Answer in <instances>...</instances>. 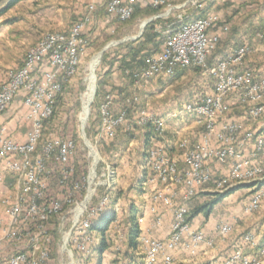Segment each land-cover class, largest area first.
Segmentation results:
<instances>
[{"label":"built area","instance_id":"2783aa9c","mask_svg":"<svg viewBox=\"0 0 264 264\" xmlns=\"http://www.w3.org/2000/svg\"><path fill=\"white\" fill-rule=\"evenodd\" d=\"M138 1L92 0L70 29L46 33L27 52L22 66L9 70L1 83L0 118L20 98V106L26 110L30 122L23 142L15 141L7 128L0 126V205L6 215L0 221V255L12 248V255L6 256L5 264L45 263L50 255L48 246L53 241L47 225L54 217H58L62 225L71 221L70 232L62 237V248L72 252L71 258L74 249L82 254L89 250L96 234L91 230L92 225L112 209L116 190L117 171L102 158L99 146L114 141L118 130L127 127L130 110L140 102L138 90L146 82L174 76L179 69L201 68L203 75L215 80L214 92L187 102L177 114L193 116L204 126L197 141L186 138L179 142L182 164L168 152L166 119L145 110L135 112L137 126H151L155 135L144 157L145 167L152 176L150 182L157 188L151 200L174 210L167 241L140 235L144 264H173L167 251L182 246L193 252L201 244L213 247L218 238H225L232 232L233 226L227 222L217 226L212 238L202 229L191 228L189 203L199 190L211 187L215 193H225L235 186L257 182L260 184L244 205V213L252 214L261 207L264 201V76L245 65L252 52L249 43L209 64L221 40V35L212 31L221 23V17L210 13L197 18L208 0H186L178 6L169 4L168 0H151L149 6L152 8L166 7L163 13L151 19L171 18L178 10L180 12L173 16L178 27L170 31L161 50L147 60L145 68L134 74L133 91L120 105L114 94L107 92L102 96L93 139H89L88 132L98 92L90 103L86 124L83 123V100L77 132L78 139L84 141L88 149V168L86 173L77 175L73 161L79 150L78 139L64 136L62 132L58 134L61 130L57 126L54 128L58 98L65 82L77 75L88 52L91 36L88 28L99 9H104L109 20L127 22L135 13ZM222 31L228 33L230 27L223 26ZM237 105L244 112L242 120H228L232 107ZM214 164L225 171L216 169ZM9 176L14 181L7 185ZM54 185L62 196H53ZM180 188L181 203L175 204L176 190ZM114 207L119 215L120 207L117 204ZM156 212L152 207L151 213ZM142 221L140 219L139 223ZM119 223L115 222L111 230L115 233V241L121 243L123 231ZM161 223V218L157 217L153 228ZM66 236H69L67 242ZM184 238L188 240L184 242ZM259 239L255 232H248L228 258L215 264H263L264 243L260 245ZM14 246L17 250H13ZM26 248H37L40 255L32 259ZM257 248L255 255H247L246 250Z\"/></svg>","mask_w":264,"mask_h":264},{"label":"rangeland","instance_id":"374dc122","mask_svg":"<svg viewBox=\"0 0 264 264\" xmlns=\"http://www.w3.org/2000/svg\"><path fill=\"white\" fill-rule=\"evenodd\" d=\"M185 1L186 0H181V3L179 5L183 4ZM88 4L89 2L86 3L84 0H23L17 3L9 11H7L0 18V85L5 81L6 75L9 70H14L22 66L27 52L31 48H33L46 33L67 31L68 29H70L84 15ZM2 6H5V3ZM101 10L104 11L103 8L99 9L96 18L88 28V33L89 35H91L89 38L90 45L87 54L83 57L80 69L75 77L65 82L63 93L61 94V98L57 103L53 119V123L55 125L54 128H56L57 126V129L61 130L58 132V134L62 132L64 136L70 135L78 139V117L82 112L83 100L85 99V95L86 93H88L90 64L93 59L112 43H116L124 39L138 38L142 32L141 27L143 23L147 21L130 19L131 21H129L128 23L121 24L116 20H109V18L107 19L108 16L106 15V13L101 15ZM179 12L178 10H176L172 14V17L176 16ZM144 31L145 29L143 30V33ZM133 41L135 40H129L126 43ZM119 45H114L110 49H108L103 54V57L97 65L98 67L96 66L97 69H95L96 71L94 72L96 75L95 83L97 84L98 90H100L101 92H98L96 103L92 108L94 117L97 115L96 112L98 103L104 94L103 87H101V85L104 86L108 79H111L115 72H120L119 68L121 64L117 61L114 62V66L110 68L112 60L119 61L123 54L127 52L126 48H121ZM104 56H107V58L104 59ZM218 57V52H215V54L213 55L212 63H215L216 60L214 58ZM109 70H111L112 73L107 75V72ZM176 75L165 78H157L146 82L143 87L138 90V94L140 97V102L137 106L138 110H145L166 117L169 114L179 112L182 109L183 105L187 102L196 101L206 94H212L214 92L215 80L210 76L203 75V71H195L193 68H189L180 78H176ZM259 75L264 76V71L260 72ZM125 77L127 76L125 75ZM115 78L117 79L118 75H116ZM92 82L93 81L91 77L90 83ZM128 82L129 85L127 87V90L129 91L132 86L130 84V80H128ZM16 103L17 105L18 103H20V98L16 100L14 105H16ZM118 103H120V101ZM14 105L10 108L15 110L13 111V114L11 116V119L15 118L16 122L14 134H16V132H21L20 130L23 129L24 133L22 136L25 135L26 138L27 133L30 129V122L27 120V112L26 110L21 108V106L17 107ZM9 110H7L6 112H8ZM239 110L242 109H236V106H233L229 117L239 114ZM94 117H92L90 122L91 129L88 132L89 139H93V137H95L92 136V133L94 129L98 128L97 116L96 120L93 119ZM11 119H9V121ZM7 123L6 121L0 122V126H5L7 128ZM127 126L131 127V131L134 130L135 132H138V129H133L132 125L127 124ZM7 130L9 136L12 138V133L9 132L8 128ZM46 133L47 136L48 132ZM119 136L120 137L115 139L114 141L103 142L101 143V146H99V152L102 158L108 163L115 166V169L117 171V176L115 178L116 190L112 201L118 206L120 204L118 199L123 196V194L129 192L128 190L132 188V184L135 183V180H138L137 177H135L134 179V177L132 176L133 173H129L127 170L131 169L130 167L133 168L134 164L131 160L134 159V157H132L131 155H127V157L123 159L122 157L124 155H122V153H119V149L126 152L125 150H127L128 148L135 147L134 145L131 146L130 144L134 141H137L135 140L136 134L135 138L131 140L130 143H126L127 138H123V134ZM78 142L79 150L77 151L73 162L77 170V175L81 176L83 173H86L88 168V149L84 141H80V139H78ZM138 148L142 150L144 148V145H139ZM117 150L119 151L117 152ZM143 152L144 151H142L141 153L143 154ZM133 169L135 170V166ZM8 179H10L11 183L14 181V178H12L11 176H9ZM8 179L7 185H9L10 183ZM259 184L260 183L257 182H251L235 186L234 188H237V190L234 192V195L232 197L228 198L227 200H223L224 202L222 201L218 205H215V213L217 216L225 215V218L229 219L230 222L234 221V216H240V218L242 219L240 223L242 224L241 229H233L232 232L225 238L220 237L217 240H230L233 241L234 246H238L240 238L244 237L248 232H255L257 235L261 236V239H259V243H264V230H262L263 233H260V231H255L256 229L259 230L261 225L264 224V217L258 220L261 216H263L264 211L262 210V207L264 206V201L257 211L253 212L252 214L244 213V205L248 202L250 197L255 192L256 186H259ZM52 188L55 190L53 196L63 195V193H61L60 191H56L55 185ZM199 192H202V190H199L198 193ZM125 198L126 200L129 199L128 196H126ZM194 198L191 200V202H193ZM213 199L214 198L206 199L204 201H197V206L200 207L201 205H207L211 203ZM174 202L175 204H179L181 203V199H176ZM158 206L162 205H160L159 203L156 205L151 200L150 210L152 207H155L157 209ZM189 206L191 210L192 203ZM169 209L173 210L172 208ZM229 210L232 212H230ZM4 218H6L4 207L0 205V221ZM60 223L61 222L59 221L58 217H54L47 225V230L53 241L52 244L48 246V251L50 254L49 258L43 264H99V261H101L100 264H119V260H115V262L113 261L115 258V252L113 253V250L111 249L106 251L101 259H99L98 255L95 254L94 248L97 247L100 242V238L97 234H95L94 243L86 253L82 254L74 249L75 253L73 258H71V255L69 256L68 252L62 248V237L65 236L66 233L70 232L71 221L65 222L64 225H62V223L60 225ZM35 231L36 230H34V232ZM114 234V231L111 230V237H116ZM38 235L39 233L37 232L36 236ZM214 236L215 232L213 237ZM235 238L237 239L234 240ZM10 249L12 248L7 249L9 251H6L0 255L1 264H5L6 256L9 257L10 255H12V250ZM15 249L17 250V247L14 246L13 250ZM26 249L27 253H29L32 259H36L40 255V250L38 251L37 248ZM233 250L235 249H232V251ZM230 253L222 258H228L233 252L231 254ZM246 253L247 255L256 254L254 253V250L250 249L246 250ZM121 264H124V262H122Z\"/></svg>","mask_w":264,"mask_h":264},{"label":"crops","instance_id":"0c3cea01","mask_svg":"<svg viewBox=\"0 0 264 264\" xmlns=\"http://www.w3.org/2000/svg\"><path fill=\"white\" fill-rule=\"evenodd\" d=\"M84 1L88 3L91 2L92 0H84ZM150 2L151 0H139L137 5L140 8H146L147 6H149ZM168 2L169 4L172 5H179L181 3V0H168ZM203 10H206L207 15L210 13H217L221 17V23L212 30L213 32L221 35V40L218 44L216 51L218 52L219 57L214 59L215 60L220 59L224 57L227 53L242 46L244 43H249V45L252 48V52L247 57L245 65L246 67L254 69L257 72H263L264 71V0H208ZM100 12L101 15L106 13L105 11L102 10ZM200 14L201 12H198L197 15L200 16ZM138 20H143V19H138ZM223 26H229L230 31L228 33H223L222 31ZM212 62H213V56L209 60V63ZM187 69L189 68L177 70L175 73V75L177 74L176 78L177 77L180 78L186 72ZM141 70L142 69H135L131 77L129 78L125 77V75H123L121 72L118 73L115 72L111 77V79H108L106 84L103 86V91H104L103 93L105 94L107 92H110L114 94L117 100L120 99L119 100L120 103H118L119 101L116 100L117 104L120 105L122 103V100H124V98L130 95L132 92L134 74ZM116 75H118L117 79L115 78ZM128 80H130V84L132 86L129 91L127 90V87L129 85ZM14 106L20 107V103H18V105L16 103V105ZM236 109H242V108H240L237 105ZM13 111L15 110L10 109L8 112H6L2 116L0 122H4V121H6V123L8 122L7 128L9 129V132L12 133V138L15 141L23 142L26 139L25 135L22 136L24 133L23 129L20 130L21 132H16V134H14V130L16 128V124H15L16 122H15V118L12 117L13 119H11ZM177 114L178 112H175L174 114H169L168 116L164 117L167 122L165 141L169 146L168 152L170 156L176 159L177 161H179L180 164H182L183 152L179 149L178 146L179 142L185 138L190 139L192 142L197 141L200 138L202 132L204 131V126L203 124H199L197 119L193 116L184 117V116H178ZM243 114H244L243 110H239V114L233 115L232 117L228 116L227 119L242 120ZM9 119L11 120L9 121ZM144 133H145L144 131L135 132L136 134L135 140L137 141H134L135 143L132 142L130 144L131 146L134 145L135 147L128 148L127 150H125L126 152H124L123 150H120L119 152L122 153V155H124L122 157L123 159L126 158L127 155L128 156L131 155L132 157H134V159H132L131 161L135 166V170L133 169L134 166L133 168L130 167L131 169H127V170L129 173H133L132 176L134 177V179L135 177H137L138 179L135 180L134 184H132V188L128 190L129 192L126 193L127 195L123 194V196H121L118 199V201L120 202L119 207L121 211L119 216L122 218V220L124 221L127 220L129 218L130 210L134 208L135 210H137L138 221L140 219L143 220L141 223H139L141 234L143 233L153 239L167 241L171 234V227L174 219V210H171L167 207L158 206L156 214L151 213L150 197L157 188L155 185H153L150 182L152 176L144 165L143 162L144 156L141 153L142 151H144V149L140 150L138 148L139 145H144L143 144L145 141V136H143ZM213 166L218 170L221 169V171H225V168H222L217 164H214ZM8 180L10 182V179ZM213 194H215V192H213L211 187L202 190V192H199L197 196L194 198L193 202L189 203V205L192 203L191 211L199 207L197 206L198 205L197 201L200 200L204 201L206 199L214 198ZM233 195L234 193L231 194L229 197L225 198L224 200H227ZM126 196H128L129 198L128 200H126L125 198ZM181 196H182V189L180 188L177 190L176 199L177 200L181 199ZM215 207L209 213H206V211L203 209L195 217H193L189 222L191 228L193 230L202 229L206 232L207 236L211 238L213 237L217 226L220 225L222 222L231 223L234 230L235 229L237 230V228L241 229L242 224L240 223L242 219L240 218V216H234L235 218L234 221L230 222L229 219L225 218V215L217 216L215 213L216 211ZM262 210L264 211V206L262 207ZM157 217L161 218L162 223L159 227L153 228V222L154 220H156ZM263 217H264V212H263V216H261L258 220L262 219ZM262 230H264V224L261 225L259 230L256 229L255 231L257 232L260 231V233H263ZM259 238L261 239V236H259ZM236 239L237 238H235L234 240ZM187 240L188 238H184L183 241L186 242ZM260 245H262V243ZM235 248L236 246H234L233 241L224 239L222 241L216 240L215 246L213 247H209L206 244H201L193 252L189 249L180 246L176 250L167 251V256L173 258V264H215L218 261H222L223 260L222 257L228 255L232 251V249ZM117 249L118 248L115 245H113V247L111 248V250H113V253L115 252L114 255L115 258L113 260L114 262L115 260H119V264H121L122 262H124V264H144L143 262L144 253L142 252L143 249L142 246L139 248L138 253L133 252L132 250L128 251L130 255L132 254L134 256V258L127 257L125 255L124 250H121L122 251L121 252L118 251ZM124 249L126 248L124 247ZM257 252H258V248L254 250V253ZM140 256L141 257L143 256V258H140Z\"/></svg>","mask_w":264,"mask_h":264},{"label":"trees","instance_id":"16d2710c","mask_svg":"<svg viewBox=\"0 0 264 264\" xmlns=\"http://www.w3.org/2000/svg\"><path fill=\"white\" fill-rule=\"evenodd\" d=\"M21 1L23 0H0V18L7 11H9L11 8H13L17 3ZM4 3H5V6H2ZM165 10H166L165 6H161L159 8H152L151 6H147L146 8H140L137 5L135 7V13L133 14L131 20L132 19L147 20L151 17L161 14ZM206 15H207L206 10H203L201 11L200 16L197 15V18H202V17H205ZM129 21L120 22V23L126 24ZM177 27H178V24H176V21L174 20L173 17L168 18V19L158 18V19L153 20L151 23L147 25L143 35L139 39L133 42L123 43L119 45L121 48H126L127 52L123 54V56L120 58L119 61L112 60L110 64L111 65L110 68L113 67L114 62L117 61L118 63L121 64L119 68L120 72L123 75H127L128 78L131 77L135 69L143 70L146 66L147 60L151 56H153L154 54L158 53L161 50L163 43L170 35L169 34L170 31L176 29ZM159 28L161 29L159 30ZM106 58L107 56H104V59ZM209 64H212V63H209ZM193 69L195 71H203L201 68H193ZM111 73H112L111 70H109L107 72V75ZM101 87L103 86L101 85ZM98 92H101V91L98 90ZM60 98H61V95L59 96L58 99L60 100ZM137 106L133 107L130 110L129 117H128L129 119L128 125H132L133 129L137 128L138 131L145 132L143 134V136H145L143 156H145L147 150L152 146L155 135L153 133V129L151 126H146L144 128H140L137 126L134 120V117H133L135 115V112L138 110ZM93 119L96 120V116ZM130 128L131 127L127 126V127H122L121 129H119L115 139L119 138L120 137L119 135L123 134V138H127L126 143H130L131 140L135 138V133H134L135 131L134 130H133L134 132L131 131ZM95 130L96 129H94L93 131ZM236 190L237 188H232L225 193L213 194L214 196L213 201L207 205H203V206H200L199 208L193 209L190 213L188 221L190 222V220L193 217H195L203 209L206 211V213L211 212L213 208L215 207V205H218L220 202H222L225 198L230 196ZM114 205L115 203H113L112 209L108 210L106 213H103L100 216V218L96 220L92 225L91 230L94 231L100 238L99 245L94 248V252L95 254L98 255L99 259H101L104 253L110 250L113 247V245H115L118 248L117 249L118 251L124 250L125 255L127 257L134 258V256L132 254L130 255L128 251L132 250L133 252L138 253L139 248L141 247V242H140L141 230H140V225L138 221L137 210L132 208L129 212V218L124 221L116 212L115 210L116 207H114ZM117 221L120 222L119 224L122 226V231H123L122 232L123 239L121 243L116 242L115 238L113 236L111 237L110 235L111 228L114 225V223ZM124 247L126 249H124ZM140 258H143V256L142 257L140 256ZM100 263L101 261H99V264Z\"/></svg>","mask_w":264,"mask_h":264},{"label":"bare ground","instance_id":"6f19581e","mask_svg":"<svg viewBox=\"0 0 264 264\" xmlns=\"http://www.w3.org/2000/svg\"><path fill=\"white\" fill-rule=\"evenodd\" d=\"M101 58H102V55L101 54H98L93 59V61L90 64V78L92 77V81L93 82L90 83V78H89L88 93H87V95L85 97V107H84V116H83V123L84 124H86L87 118L89 117V113H90V103L93 100L94 95H96L97 92H98V87H97V84L95 83V81H96V75H95L94 72L96 71L95 69H97V67H98L97 65L99 64ZM96 161H97V159H96ZM79 213H80V209H78V211H77V214H79ZM68 239H69V236H66L65 241L67 242ZM64 247L67 248L66 244H65ZM68 254L70 256V255H72V252L69 250L68 251ZM143 262H144V259H143Z\"/></svg>","mask_w":264,"mask_h":264},{"label":"water","instance_id":"95a60500","mask_svg":"<svg viewBox=\"0 0 264 264\" xmlns=\"http://www.w3.org/2000/svg\"><path fill=\"white\" fill-rule=\"evenodd\" d=\"M152 21H153L152 19L145 21V22L143 23L142 27H141V31L143 32V30L147 27V25H148L149 23H151ZM138 38H139V37H138ZM138 38L124 39V40H122V41H119V42H116V43H112V44L108 45V46H107V47H106V48H105L100 54H101L102 57H103V54H104L108 49H110L112 46L126 43V42L129 41V40H137Z\"/></svg>","mask_w":264,"mask_h":264}]
</instances>
